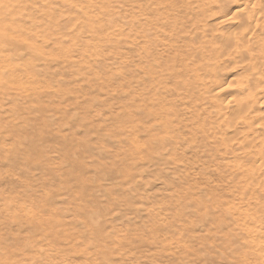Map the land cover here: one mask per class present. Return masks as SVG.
Masks as SVG:
<instances>
[{"label": "rangeland", "instance_id": "rangeland-1", "mask_svg": "<svg viewBox=\"0 0 264 264\" xmlns=\"http://www.w3.org/2000/svg\"><path fill=\"white\" fill-rule=\"evenodd\" d=\"M248 2L0 0V264H264Z\"/></svg>", "mask_w": 264, "mask_h": 264}, {"label": "bare ground", "instance_id": "bare-ground-1", "mask_svg": "<svg viewBox=\"0 0 264 264\" xmlns=\"http://www.w3.org/2000/svg\"><path fill=\"white\" fill-rule=\"evenodd\" d=\"M252 1H254V2L252 4H249V2H248V5H247V3H245L244 5L242 3V9L241 10L245 11V13L247 14V20L248 21L249 20L253 21V19H251V13H253L254 10L256 9L254 7V5L257 4L256 0H252ZM256 6L259 7V5H256ZM7 14H9V20L15 19L13 17L14 11H13L12 8H9V13H7ZM8 24H10V25L6 27L5 24L3 23L2 18L0 17V29H1L0 33L2 31L8 30V29H15V23H14V26H13L12 22H9ZM261 29L264 32V16H263V20L261 22ZM235 40H236V38L234 37L233 42ZM258 63L259 64H264V53L260 55ZM250 80L252 81L251 85H252V88H253V91H254V89H255L254 87L258 85V82L259 81L262 82L261 80L264 81V75H262L261 72H257V74L252 75L250 77ZM260 99H261V97L258 96L256 92L249 93L247 95V98H246L245 101L238 103V105H236L233 108L235 115H240V114H242V115H259V112H260L259 110L261 108H263L262 100H260ZM250 120L252 121V119H250ZM248 125H249V123H248ZM242 143H244V142H242ZM258 155H259V159H260L261 164H259L257 166V168L255 169L256 170L255 171L256 175L260 174L261 172H264V150L259 151ZM252 170H254V169H252Z\"/></svg>", "mask_w": 264, "mask_h": 264}]
</instances>
